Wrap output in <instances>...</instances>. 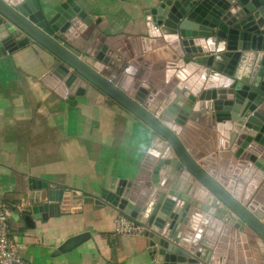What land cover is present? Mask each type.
<instances>
[{
	"label": "water",
	"instance_id": "95a60500",
	"mask_svg": "<svg viewBox=\"0 0 264 264\" xmlns=\"http://www.w3.org/2000/svg\"><path fill=\"white\" fill-rule=\"evenodd\" d=\"M152 13L136 44L99 32L87 60L65 40L92 34L89 11L69 0L49 17L37 0H0V45L36 41L59 59L66 93L92 84L153 131L128 191L96 196L31 178L24 220L35 228L78 203L112 205L147 224L154 264H264V0H159ZM201 212L193 240L185 229Z\"/></svg>",
	"mask_w": 264,
	"mask_h": 264
},
{
	"label": "crops",
	"instance_id": "0c3cea01",
	"mask_svg": "<svg viewBox=\"0 0 264 264\" xmlns=\"http://www.w3.org/2000/svg\"><path fill=\"white\" fill-rule=\"evenodd\" d=\"M37 1L51 17L69 0ZM70 1L99 23L91 35L65 40L87 60L99 32L134 44V38L148 35V17H155L152 9L159 5V0ZM116 42L126 44L121 38ZM58 64L52 52L33 40L12 52L0 45V204L11 209V230L23 257L27 264H154L157 253L150 237L116 234L115 220L123 213L118 207L78 203L77 211L36 220L35 228L24 220L23 194L31 178L96 196L105 189L126 192L153 138L148 125L96 86L77 84L66 93L63 80L53 75ZM208 215L195 213L189 220L185 231L193 240ZM212 221L205 223L206 230ZM85 233L87 239L74 249L57 253L69 238Z\"/></svg>",
	"mask_w": 264,
	"mask_h": 264
},
{
	"label": "built area",
	"instance_id": "2783aa9c",
	"mask_svg": "<svg viewBox=\"0 0 264 264\" xmlns=\"http://www.w3.org/2000/svg\"><path fill=\"white\" fill-rule=\"evenodd\" d=\"M11 209L8 204H0V264H27L21 252V245L14 238L11 225ZM149 228L141 220L120 213L115 220V232L123 236L143 235Z\"/></svg>",
	"mask_w": 264,
	"mask_h": 264
}]
</instances>
